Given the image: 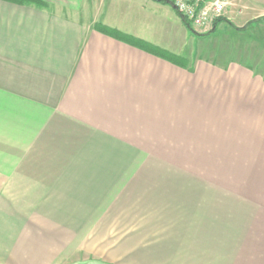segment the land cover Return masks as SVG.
<instances>
[{"label": "crops", "instance_id": "crops-1", "mask_svg": "<svg viewBox=\"0 0 264 264\" xmlns=\"http://www.w3.org/2000/svg\"><path fill=\"white\" fill-rule=\"evenodd\" d=\"M42 1L0 0V264H71L52 244L111 264H264L263 73L239 36L264 9L194 33L155 0Z\"/></svg>", "mask_w": 264, "mask_h": 264}, {"label": "rangeland", "instance_id": "rangeland-1", "mask_svg": "<svg viewBox=\"0 0 264 264\" xmlns=\"http://www.w3.org/2000/svg\"><path fill=\"white\" fill-rule=\"evenodd\" d=\"M251 1V2H250ZM250 2V3H249ZM260 6L261 9H264V0H227V5H226V10L224 11V13H226V11L228 10L229 7L232 8H237L239 10V12H243V11H250L252 9H255L256 7ZM224 15V14H223ZM209 27H199L198 29H208ZM254 28V27H253ZM238 35V34H237ZM240 36V42L242 44V47L245 48V52H246V56H242L241 58V64H244L246 66H244L247 69H256L259 72L263 73V89H264V26L263 27H256L253 31L248 32V33H242L239 35ZM263 96H264V92H263ZM262 111H263V115H262V121H264V97L262 100ZM33 159H27V161H31ZM141 175V174H140ZM27 179H31V177H35V175H32L30 173H28L26 176ZM23 176H21V179H17V182H13V184H10L11 186L9 187L10 189L7 191V194H12V195H17L18 197H22V195L24 194V191L20 188H17V186L19 187L20 180L23 181ZM9 184V183H8ZM7 184V185H8ZM39 191V190H38ZM41 192V191H39ZM116 203V204H115ZM112 206L109 207L108 210H106L104 212V214L106 215H110V219L115 220L113 223L109 222L106 223L108 225L113 224L116 230H118V232H112L111 233V237L112 239H115V241H118L119 239H122L123 237V232H125V226H126V222H122L120 220V222L118 223L117 220L120 219L119 217H121L122 215H125L126 213V206L125 205H121L120 203L117 204V201L115 202ZM31 206L26 207L25 209L28 210ZM35 208V207H34ZM27 212V211H26ZM31 213H36L34 210ZM124 229V230H123ZM96 232L92 231V235H95ZM37 239H43L42 241H45V233L40 232L38 235V238L33 236L32 238H30V240H37ZM94 239L95 237H92L90 239H88L91 248H93V244H94ZM122 240H120L121 242ZM10 246H12L11 244H8ZM7 244H5V246H7L8 248H10ZM45 246H48V244H45ZM4 246L2 245V242L0 243V260H2L1 258L4 256V254H1V252H6L7 253V248H3ZM120 247V246H119ZM53 250H56L57 254H53L54 257L53 259H51V261H56V262H63V261H68L71 264H79L80 262L83 261H100L104 264H111L107 261V259H105V255H103V257H101L99 254H96L94 251H92V253H87V257L86 259H82L77 258V254L73 253L72 255H68V254H61L62 252L57 251L60 249V246L55 245H51L50 247ZM81 252H83L81 250ZM24 257L25 259L30 258L29 254H25L24 253ZM76 258L75 260H73L74 258ZM72 258V259H71ZM74 262V263H73Z\"/></svg>", "mask_w": 264, "mask_h": 264}, {"label": "built area", "instance_id": "built-area-1", "mask_svg": "<svg viewBox=\"0 0 264 264\" xmlns=\"http://www.w3.org/2000/svg\"><path fill=\"white\" fill-rule=\"evenodd\" d=\"M175 9L187 18L194 29L209 27L222 17L226 10L227 0H171Z\"/></svg>", "mask_w": 264, "mask_h": 264}, {"label": "trees", "instance_id": "trees-1", "mask_svg": "<svg viewBox=\"0 0 264 264\" xmlns=\"http://www.w3.org/2000/svg\"><path fill=\"white\" fill-rule=\"evenodd\" d=\"M29 1H32V2H36L38 4H43V1L42 0H29ZM157 2H160V3H163V4H170L174 7V4L171 0H155ZM175 8V7H174ZM177 11V10H176ZM178 12V11H177ZM180 15V17L182 18V21L184 23V25L192 32H196L194 27L192 26V23L185 17H183L180 13H178ZM222 20V17H219L217 18L215 21H214V29L216 27V24L218 23V21ZM264 20V17H260L258 19H255L254 21H251L248 25H246L244 28L242 29H248V28H252L253 24L254 23H257L259 21H262Z\"/></svg>", "mask_w": 264, "mask_h": 264}]
</instances>
